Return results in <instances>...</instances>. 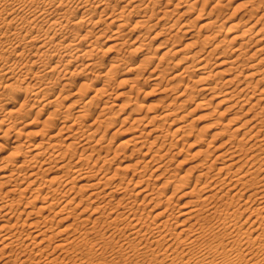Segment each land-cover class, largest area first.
Returning <instances> with one entry per match:
<instances>
[{
	"label": "bare ground",
	"instance_id": "bare-ground-1",
	"mask_svg": "<svg viewBox=\"0 0 264 264\" xmlns=\"http://www.w3.org/2000/svg\"><path fill=\"white\" fill-rule=\"evenodd\" d=\"M77 1L79 3L72 8L71 5ZM160 1L170 3L172 0ZM177 1L176 3L174 2V8L170 9L169 7L166 11H163L160 20H163L164 16L168 17L170 13H173L176 7L178 8L184 0ZM152 2H154V6L157 4L156 0H126V4L132 7L128 14L131 15L133 11L138 13L135 28L137 27L136 24L152 27L151 19L157 14L155 7L149 11ZM96 4L102 5L98 18L92 19L91 12L85 13L87 11L85 10L81 16L76 17V20L74 19L73 15L77 9L85 6L92 7ZM110 6L111 3L108 0H0V81L5 80V85L9 88H14V86L22 88L20 84L24 83L26 78H30L33 83L24 85V88L27 91L31 90V95L34 96L32 97L33 100H31L26 95L19 107L8 108L5 113L0 114V140L11 138L13 135L12 130L18 129L16 125L22 121L24 115L22 111L27 106V103L29 102V105L33 106L38 101L41 93L44 94V99L46 100L43 107L45 105L54 106L58 99L49 100L45 96L52 90L53 84L60 79L61 73L69 63L87 59L86 62L81 63L84 66L83 68H88L92 71L98 66L100 61L95 57L93 40H89L88 46L82 50L79 47L83 41L90 38L94 30L86 29L84 34H79L74 26L80 28L88 20H90L89 23H98L102 20L101 13L105 12ZM190 7L192 6L190 5ZM123 8L124 6L121 9ZM200 10L203 11L205 9L203 8L202 10L200 8ZM121 12V15H119L117 9L113 7L106 13L108 19L105 21L108 28L112 24H116L114 40L118 49H122L126 45L129 40L127 38L128 32L132 31L125 29L129 21L126 17L127 13L125 14L124 10ZM222 12V2L221 0H216L213 7L207 12L208 16L203 18L207 19V21L200 25L201 28L206 29L203 41L214 40L218 36L214 34L218 32L216 27H223L228 21V18L221 17ZM249 13L251 14L250 17H252V10H249ZM124 14L127 20L124 19ZM201 14L203 13L200 12V16L196 17V20L202 19L203 15L201 16ZM259 20L252 25L248 22L250 20L246 19L244 21L245 27L241 33L234 36V40L241 39L242 41L232 48L231 53H227L229 50L226 47L224 53L227 55L222 53L223 55L218 56L219 61L216 65L222 69H219L216 75L221 74L224 79L222 84H228V87L233 82L240 80L244 69L252 71L248 72L247 77H261H256L255 81H249L241 87H230L221 96L219 93L222 92V89L218 91L219 88L223 87L220 86L221 82L213 80V77H215L213 71H206L209 63L208 55L210 56L212 49L208 55L202 54L199 57V64L197 65L199 68L196 67V69L201 71L197 78V81L202 84L199 89L200 94H205L206 97L210 96L211 98L219 97V104H228L225 108L226 110L234 108L235 104L237 106L238 104L240 105L244 99H247L248 102L251 97H254L256 100L248 111L257 105L261 110L252 114L250 118H244L241 123L239 122L233 128L232 132L234 134L219 146L221 152L212 162L205 158L198 161L194 165V169H190L187 173L166 179L159 187L164 189L172 186L174 188L173 193L165 196L164 199L161 197V193H164L165 189L159 190V188L157 190V187H152L150 184L151 176L159 171L161 165L150 172L148 176L149 163L153 160H158L156 155L159 150L152 155L153 146L147 147L148 141L141 134H137L133 138L136 144L141 145L133 149V152L141 151L147 147L146 151L143 152V158L138 159L131 165L127 164L117 167L114 174H111L105 168V164L111 163L112 159L117 157L119 153L116 149L115 155L112 156V148L109 146V149L103 154L102 150L108 145L104 144L105 136L94 138L101 128V125L96 127V123L99 121L103 122V120H100L101 112L89 124L84 123V121L93 115L91 107L93 104L97 105V99L107 94L108 83L106 80H104L101 87L96 89L94 95L89 96V100L85 101L83 106H79V102L89 92L87 91V82H84L78 91L73 92L74 98L77 97V99L67 105L69 112L63 115L62 124L57 132L49 136V132L54 125V116L61 110L60 107L56 106H54V111L48 116L39 131L29 132L30 134H40L44 137L49 136V141L42 139L39 142L32 143L27 142V140L22 141L19 138L14 139V150L5 156V163L0 166L2 171L0 172V254H5L3 257L8 259L14 251L12 247L18 245L19 251L17 252L16 250V258L21 260L22 264H119L117 260L118 254L127 255L128 257L135 254L147 255L151 264H264V116L261 114L264 111V105H260L261 101L264 100V95L258 97L255 94L257 92V84L264 81V65L260 64L264 57L259 60L249 61V57H254L258 52L264 51V44L256 47L251 54L248 52V47L254 37L251 31L259 23ZM176 22H179L178 19L173 20V23H166L168 25L163 24L162 29L171 32L173 31V26L178 24ZM156 23H153V25ZM233 26L236 27V24L234 23ZM261 29L263 30V28H260L257 31L259 37L256 38V41L262 43L264 42V32H261ZM187 30L184 31L186 32ZM140 36L138 35L136 38ZM179 37L177 36L178 39ZM192 37L189 38L193 40ZM197 41L189 42L190 44L186 43V46L196 45ZM218 42L213 50L220 47ZM203 48L199 49L200 53L204 51ZM199 50L181 58L193 57L196 60ZM179 51L178 49L177 52ZM115 59V63L111 64V70L119 65L123 57L117 55ZM51 61L52 64L49 65ZM33 66L37 67L35 72H32ZM191 68L192 66L189 64L184 71ZM164 70L161 72H164ZM161 72L157 73L154 79L160 80L162 77ZM109 73L110 71L108 73L99 72L95 74L92 81L99 82L102 76L109 75ZM177 75L181 74L178 73ZM138 78H134L133 83L137 82ZM12 79H15L16 83L18 82L19 84L14 85L9 82ZM253 82H255V85ZM252 85H254V88H250ZM62 86H66V83H63ZM136 87L135 83L130 90L133 91ZM187 89L188 85L180 93L181 96L185 94ZM246 90H248L247 93ZM242 93H245L244 96H242ZM0 94L4 93L0 91ZM193 98L192 96L191 99ZM188 99L190 98L181 100L180 104L188 101ZM0 100H2L1 96ZM31 101L34 103H31ZM172 101L169 103L172 104ZM77 106L79 109L74 116H71L72 110ZM105 107L103 109H106ZM139 108H141V105L131 108L128 118H133L134 122L140 123L146 117L141 115L140 117L134 116L139 113ZM29 109L31 110L32 107H29ZM173 112H167L162 117L168 118ZM248 113L247 115L250 116V112ZM152 117L157 119L156 116ZM180 129L182 128L177 129L174 134H177ZM152 130L154 129L148 132ZM62 133H66L67 136L64 139L69 142L65 144L67 145L66 150L58 151L56 148L61 145L59 141L64 136H61L62 138L58 142H51L50 140L51 137ZM240 134H242L243 140L249 136L247 138L248 145L245 144V141L235 142L234 135ZM155 138L159 139L160 136L157 135ZM155 142L151 141L152 144ZM173 145L175 146V143L171 144L165 154L168 153L170 148H174ZM31 146H33L31 149L33 152L30 156L25 158L21 164H13L15 154L24 149L27 152ZM79 146L83 147L81 155H84L80 159H86L87 163L77 166L73 164L72 157L78 152ZM52 148L54 150L50 153L49 151ZM70 150H73V154L66 161L65 156ZM182 150L180 149V151ZM180 151L178 150V152ZM199 151L200 154L204 152V150ZM210 153V149L206 150L208 157L211 156ZM165 154H161L158 157L162 158ZM95 155H97V158L93 160ZM149 155H151L150 159L145 158ZM220 158L223 161H227V163L216 168L217 171L212 174L213 164ZM39 159L41 160L39 161ZM101 159L104 163L98 168H94ZM79 161L76 162L78 163ZM39 162H41V165L38 164ZM143 162L144 164H142ZM120 169L123 170V173H120ZM196 169H198V172L194 171ZM225 169H227V172L223 174ZM193 171L196 173H193ZM46 172L48 174L43 178ZM256 172H260L259 176H257ZM164 174L165 172H161L158 177ZM230 176L231 183L226 192L234 191V194L230 199H225L223 196L227 193H219L224 190L225 180ZM77 181H85L78 186V192H87V199H91L85 209L87 210L92 203L98 202L92 212L96 215L94 218L96 223L102 217L108 218L106 230L93 226L83 232H73L71 228L76 224L75 222H69V224L56 229L54 218L50 214L54 213V217H57L58 214L73 203L76 196L71 199H63L61 197L66 195L70 197L69 194L76 188L74 183ZM132 183H134L133 187L130 188ZM33 185L36 186L33 188L35 196L33 199L29 198L27 200L26 208L32 204L34 209L27 210L25 208V210H20L17 206L23 203L22 198L25 192ZM253 186L256 189L251 192L250 190ZM45 188L47 189L46 191H44ZM182 188H185L186 191L181 197H187L188 200L181 206V210L176 213L173 209L175 204H172V200L174 195ZM16 192L20 195L17 198H10L9 193ZM115 193L121 195L118 198L116 197V202L115 198H113ZM140 194L143 195L144 201L148 198L150 202H154L149 213L140 212L136 208L135 200H132L134 195ZM241 199L245 200L244 204L250 205L243 208L240 202ZM82 201L83 199L81 198L77 205H80ZM71 210L74 209L71 207ZM239 210L242 211L239 212ZM47 211L49 213L44 214ZM248 211L249 214L244 216V222L241 224L244 213ZM24 213L27 218L20 222V218ZM35 213H38L37 216L39 217L31 218L30 215ZM71 216L72 214L62 217L60 221L67 220ZM260 218H262V221L259 225H256ZM14 219L15 221L13 222ZM174 224H177L180 230H173ZM26 225L30 227V232L23 234L21 227ZM107 231H110L108 235L121 234L119 236L121 243L117 250L114 247L108 251L111 241H107L110 237L107 236ZM94 233H100L102 237H106L104 245L101 244L100 240H89V235ZM62 235L68 236L62 237ZM29 239L36 246H40L38 252H40L39 255L41 257L28 256L27 249L30 243L26 244V240ZM77 241H84V247H78L75 244ZM49 243H55L52 251H47L51 247ZM85 248H88L85 254L89 257L86 261L83 258H78L80 261H75L70 257L68 260H65V258L60 260L61 255L68 257L71 252L74 254L79 252L80 254V250L83 253L82 249L85 250ZM57 250H61L59 255L56 252ZM45 251L47 252L45 253ZM43 252L45 253L44 255ZM107 252L108 256L105 255ZM102 254L103 256H100ZM8 261H1L0 264H7ZM136 263L133 262V264Z\"/></svg>",
	"mask_w": 264,
	"mask_h": 264
},
{
	"label": "rangeland",
	"instance_id": "rangeland-1",
	"mask_svg": "<svg viewBox=\"0 0 264 264\" xmlns=\"http://www.w3.org/2000/svg\"><path fill=\"white\" fill-rule=\"evenodd\" d=\"M111 3V6L107 8V10L102 14V20L98 23H89L90 20H88L86 23L83 24L80 28L74 26L76 29V32L78 30L79 34H84L86 29H93L94 32L92 35H90V38L88 40L83 41L79 47L82 50L84 47L88 46L89 40H93V45L95 47V57L100 61L98 63V66L94 70H89L88 68H83L84 66L81 64L82 62H86L87 59H82L78 61H73L69 63V65L66 66L65 70L61 73L60 79L53 84L52 90L49 91V94L45 96V98H49V100L58 99L54 106L60 107L61 110L58 112L57 115L54 116V125L51 131L49 132V136L57 132L59 130L61 122L63 121L62 117L64 114H67L69 112V109L67 108V105L69 103H73L74 94L73 92L78 91L82 84L84 82H87V96L83 97L80 102L79 106H83L85 104V101L89 100V96H92L95 94L96 89L98 87L102 86V83L104 80L108 83V92L106 95L100 97L97 99V105L91 107L93 109V115H91L89 118H87L84 123L89 124L92 122L97 116L98 113L101 114L100 120H103V122L99 121L96 123V127L101 125V128L99 129V132L94 136V138H99L100 136L104 137V144H108L105 146L104 150H102V153L105 154V152L109 149V146L111 149V155H115V150H118L119 155L112 159V162L106 163L105 168L108 169V171L111 174H114L116 171V168L125 166V165H131L133 162L135 163L138 159L143 158V152L146 151V148L150 145L153 146V150L151 152L152 155L157 153V150H159V154L157 153L156 157L158 160H153L149 163L148 167V176L150 175V172H152L155 168L161 165L159 171L153 173V176H151L150 184L152 187H157V190L160 188L159 186L163 184V182L170 178L178 177L182 174L187 173L190 169H194V165L198 163V161L204 160L205 158H208L211 160V162L216 158L218 154H220V148L219 146L227 139H229L234 133L233 128L239 122L241 123L244 118H250L252 114L255 112L261 110V108L257 105L254 106L253 109L248 111V109L253 105V102H255L256 99L254 97H251V99L247 102V99L242 100L243 102L238 106L235 104V107L232 109L226 110V106L228 104H219L220 98H211L210 96L206 97V95H202L199 92V89L201 88V83L197 81L198 74H201L200 70L196 69L199 68L197 65L199 64L198 60L199 57L202 54L208 55L212 49V52L210 53L209 57V63L208 68L206 71H213L215 73V77H213L214 81L221 82L220 86H223L222 88H219L218 91L222 89V92L219 94L223 95L227 89L235 88V87H241L242 85H245L249 81H255L256 77L261 76H255V77H247L246 75L248 72H252L249 69H244L243 74L240 78V80H237L233 82L231 85L228 84L225 86L222 84L223 82V76L221 74L216 73L219 71L220 66L216 65L219 61L218 56L219 55H227L224 53V49L228 47L227 50H229L227 53L232 51V48L236 46V44H240L242 41L241 39L234 40V36L241 33L243 28L245 27L244 21L246 19L250 20L248 21L250 25L254 24L258 19L259 23L255 25V27L252 29V35L254 36L252 38V41L250 43V46L248 47V52L251 54L254 52L256 47L259 45H263L264 42H257L256 38L259 37V33L257 31L260 28L261 32H264V0H221L222 2V9L223 12L221 13V17L228 18L227 22L223 27L217 26V34L218 36L214 40L210 41H203L204 35L206 34V29L201 28V24L206 22L207 19L205 16H208V13L210 9L215 4L216 0H184L181 2V6L178 8L176 7L175 11L173 13H170V15L164 16L163 20H160V16H162L163 11H166L167 8L170 7V9L174 8V4L178 2L177 0H172L170 3H167V1H160L156 0L157 4L154 6V2L151 3V6L149 8V11L152 10L153 7H155V12L157 13L155 17L151 19L152 27L149 28L148 26H140L135 23L138 20L136 17L138 13L136 11H133L130 14L128 12L131 10V6H128L126 4V0H108ZM194 1V3H192ZM261 1V2H260ZM175 2V3H174ZM79 1L74 2L71 6L74 8ZM261 3V4H260ZM190 5L192 7H190ZM195 5V6H193ZM102 5H94V6H88L79 8L76 10L74 16V19L78 16H81L85 10L87 12H91L92 19L98 18L100 16L99 11L101 10ZM124 6L123 9H121ZM104 7V6H103ZM115 7L117 9V13L121 15V11H125V14L127 13L126 17L128 19V23L125 27L126 30H132L128 32L129 40L127 41L126 45L122 49H118L115 45V30H116V24H112L109 28L107 27V23L105 22L107 18V12ZM190 7V8H189ZM255 7V8H254ZM200 8L203 10L201 11ZM252 8V9H251ZM255 11H254V9ZM189 10V11H188ZM249 10H252V17H250ZM201 14L202 19L196 20L198 18L199 13ZM124 14V19H126ZM247 14V15H246ZM197 17V18H196ZM243 18V19H241ZM179 22H176L178 24H175L173 26V31H169L166 29H162V25L166 23H173V20H177ZM76 20V19H75ZM209 20V19H208ZM157 22L155 25L153 23ZM185 22V23H184ZM234 23L236 24V27L233 26ZM168 25V24H166ZM183 26V27H182ZM238 26V27H237ZM180 31L178 32V30ZM188 29V30H187ZM165 30V31H164ZM184 30H187L186 32ZM178 32L177 34H175ZM192 34V35H191ZM138 35H141L140 37L136 38ZM172 35V36H171ZM179 37V39L177 38ZM193 36V40L189 37ZM213 36V35H212ZM171 37V38H170ZM169 38V39H168ZM169 42H168V41ZM198 40L196 45H187L189 42H193ZM223 40V41H222ZM220 41V42H218ZM172 42V44H171ZM219 43L220 47H217L215 49L216 43ZM248 43V44H249ZM190 44V43H189ZM194 44V43H193ZM222 44V45H221ZM171 45V47H170ZM204 47V51L200 53V48ZM183 48V49H182ZM171 49V50H170ZM180 50L177 52V50ZM176 50V52H175ZM199 50L197 53L198 58L194 60L193 57L189 58H181L184 55H190L192 52H195ZM214 53V54H213ZM220 53V54H219ZM223 53V54H222ZM231 53V52H230ZM200 54V55H198ZM248 54V55H249ZM121 56L123 57V60L119 62V65L111 70L112 66L111 64L115 63L116 59L115 56ZM247 55V56H248ZM250 56V55H249ZM264 57V51L258 52L257 55L254 57H249V61L259 60L260 58ZM253 58V59H251ZM194 61V62H193ZM65 62V61H64ZM63 62V64H65ZM52 64V61L49 63V65ZM191 65L192 68L190 70H185L187 65ZM261 65H264V58L263 61L260 63ZM77 68V69H76ZM83 68V69H82ZM37 69L36 66H33L32 72H35ZM163 69L164 72H161ZM222 69V68H221ZM220 69V70H221ZM183 70V72H181ZM109 73V75L102 76L100 78L99 82H93V77L95 74L101 72V73ZM162 73V77L160 80L154 79L157 75V73ZM165 73V74H164ZM180 73L181 75H177ZM139 74V75H138ZM138 78V81L136 83V89L130 90L133 83L134 78ZM165 78V79H164ZM162 80V81H161ZM1 82V81H0ZM12 84L16 85L15 79H12ZM14 82V83H13ZM178 82V83H177ZM5 80H3L0 84V91H2L4 94H0L2 97V100H0V114H3L6 112L8 108H17L20 106L21 102L25 99L26 95H28V98L31 100L32 96L31 90L27 91L24 88V85H27L29 83H33V81L30 78H26L24 83H21L20 85L22 88H17V86H14V88L6 87ZM63 83H66V86H62ZM177 83V85H176ZM19 84V83H18ZM230 84V83H229ZM255 85V82H253ZM188 85V89L185 91V94H181ZM252 85L250 88H254ZM173 86V87H172ZM219 86V87H220ZM264 81L259 82L256 87V95L259 97L260 95H264ZM231 90V89H230ZM248 90H246V93ZM11 93V95H10ZM244 96L245 93H242ZM221 95V96H222ZM225 95V94H224ZM193 96L194 98L191 99ZM190 98L188 101H184L182 104H180L181 100ZM211 98V99H209ZM243 98V97H242ZM241 99V98H240ZM171 100L172 104L169 103ZM7 101V102H5ZM44 94L41 93L39 95L38 101L33 105H29V102L27 103V106L23 109L22 112H24L23 118L21 122L17 123L18 129L12 130L13 135L10 139H3L1 141V150H0V166L4 164V159L6 158L9 153H11L13 149V146L15 145L14 139L19 138L20 140L24 141L27 140V142H39L40 140H46L49 141V136H43L40 134H30L29 132H36L39 131V129L42 128L44 125V122L47 120L48 116L54 111V106L52 105H45L43 107V104L45 103ZM33 101H31L32 103ZM34 103V102H33ZM230 103V102H229ZM59 104H61L59 106ZM169 104V105H168ZM243 104V105H242ZM106 105V107H105ZM136 105H141L139 113L135 114L134 116L140 117H146L143 122H134L133 118H128L129 113L131 112V108L136 107ZM260 105H264V100L261 101ZM181 106V107H180ZM237 106V107H236ZM29 107H32L30 110ZM106 109H103V108ZM231 108V107H230ZM79 109V107H75L74 110H72L71 116H74L76 114V111ZM174 111L171 115L168 116V118H163L162 116L167 113ZM250 112V116L247 115ZM141 113V114H140ZM262 116H264V111L261 113ZM147 115V116H146ZM152 116H156L157 119H153ZM152 117V119H151ZM125 118V119H124ZM235 118V119H233ZM235 121H232V120ZM232 121V122H231ZM231 122V123H229ZM251 122V121H250ZM249 122V123H250ZM248 123V124H249ZM179 132L177 134H174V132L179 129ZM152 130L151 132H148L149 130ZM137 134H141L143 138H146L148 141L147 147L142 149L141 151H135L133 152V149L140 147L141 145L136 144L133 140L134 136ZM1 135V133H0ZM159 135L160 138L156 139L155 136ZM165 135H167L165 137ZM61 136H64L63 138ZM66 133L57 134L55 137H51V142H59L61 143L60 146H58L56 149L58 151H64L67 149V144L69 141L65 140ZM202 138H200V137ZM242 134L240 135H234V140L236 143H240L241 141H245V144H249L247 137L246 139H242ZM181 138V139H180ZM200 138V140H199ZM202 139V140H201ZM151 141H156L154 144L151 143ZM198 141V143H197ZM247 141V143H246ZM173 142V143H172ZM173 145V149L170 148L167 154V150ZM29 144V143H28ZM103 144V145H104ZM47 146V144H45ZM33 146L28 149L27 152H25V149L23 151H18L15 154V157L13 158V164H21L25 158L29 157L30 154L33 152L31 149ZM183 149L180 151V149ZM210 149L211 156H207L206 150ZM53 148L50 149V153L53 152ZM74 150V149H73ZM73 150H70L65 156V160L68 161L69 158L73 154ZM83 147H78V152L72 157V161L74 165H82L87 163L86 159H80L81 153L83 152ZM178 150L180 152H178ZM199 150H204L203 153H199ZM86 151V150H85ZM199 151V152H198ZM176 152V153H175ZM49 153V154H50ZM134 153V154H131ZM161 154H165L164 157L159 158L158 156ZM97 158V155H95L94 159ZM145 158L150 159L151 155L146 156ZM41 159H39L40 161ZM80 160L78 163L76 161ZM103 160H99L97 162V165L94 168H98L103 164ZM227 161H223L221 158L218 159L213 164V169L211 170L212 174L217 171L216 168L221 167V165L226 164ZM41 165V162L38 163ZM144 164V162L142 163ZM211 164V163H209ZM249 166V165H248ZM248 169V168H246ZM120 173H123V170L120 169ZM198 172V169L194 170ZM193 173H196L194 172ZM0 172H2L0 170ZM161 172H165L164 175L161 177H158V175ZM227 172V169L224 170L223 174ZM257 176H259L260 172H256ZM48 172L45 173L43 178L46 177ZM132 174V173H130ZM233 175V174H232ZM231 176L227 178L224 183V190L220 192L219 194H226L229 184L231 183ZM205 180V179H204ZM81 182V183H80ZM85 181H77L74 183L76 185V188L73 189V192L69 194L70 197H61L63 199H71L73 196H76L73 203L70 204V206L62 211L60 214L57 215V217H54V213H51L50 215L54 218L55 227L61 228L62 226H65V224H69V222H75L76 224L71 228V231L73 232H83L87 229L97 226L98 229L106 230V221H108V218L102 217L99 222L96 223L95 217L93 212L94 206L98 204L92 203L89 208L86 210L85 207L89 205L91 199H87V192H78L79 191V185L84 183ZM204 182V181H203ZM132 183L130 185V188L133 187ZM36 186L33 185L29 188L27 192H25L23 196V203L19 206H17L20 210L26 208V202L27 200L33 199L35 196V191H33V188ZM174 187H168L164 188V193H161V197L164 199L165 196H168L173 193ZM162 187L159 190H164ZM256 189V187H252L250 190L251 192ZM47 189L45 188L44 191ZM186 191L185 188L180 189L175 195L172 200V204L174 205V211L176 213L181 210V206L184 205L186 200H188L187 197H181V195ZM234 194V191H229L225 196H223L225 199H230ZM10 198L14 197L17 198L20 194L18 192L16 193H9ZM120 194H114L115 202L116 197H120ZM245 197V196H244ZM243 197V198H244ZM83 199L82 203L80 205H77V203L80 201V199ZM132 200H135L136 202V208L140 210V212L144 211L146 213H149L151 210L154 202H150V200L147 198L144 201L143 195H134L132 197ZM149 200V201H148ZM150 202V203H149ZM241 204L243 205V208L250 204H244L245 200L241 199ZM172 205V206H173ZM71 207L74 210H71ZM27 210L34 209V206H31L26 208ZM58 210V209H56ZM243 210V209H242ZM242 210H239L241 212ZM49 211L45 212L44 214H48ZM72 214L71 217L67 218V220L60 221V218L65 217L67 215ZM249 214L248 212H245L242 219L241 224L244 222V216H247ZM38 215V213L31 214L30 217L34 218ZM152 216V214H150ZM39 217V216H37ZM27 218V215L24 213L21 218L20 222H23ZM30 219V218H29ZM15 219L13 220V222ZM262 221V218L259 219V221L256 223V225H259V223ZM180 224V223H179ZM180 226V225H179ZM30 227L28 225L21 227V231L23 234H26L27 232H30ZM173 230L178 231L180 230L177 224L173 225ZM110 231H107V236L109 237L107 241H111L109 243V250L111 248L116 247L115 250L119 248L120 245V239L119 235H108ZM68 235H62V237H66ZM100 233H94L89 235L90 241L100 240L101 244L104 245L106 237H102ZM58 239V238H57ZM30 243L29 248L27 249L28 256L37 257L40 256L38 252L40 246H36L34 243H32V240H26V244ZM48 244V243H47ZM75 244L78 245V247L83 248L85 242L84 241H77ZM51 247L47 251H52L54 249L55 243H49ZM43 247V245H41ZM14 250L12 252V255L10 258H5V254H0V263L1 261H8L7 264H22V261L16 258V250H18V245H14L12 247ZM79 252L74 254L71 252L68 257H64L65 255H61L60 260L64 259L68 260L70 257L73 258L75 261L78 260V258H83L85 261L88 260V256L85 254L87 253L88 248L82 249ZM45 251V253L47 252ZM59 255L61 253V250L56 251ZM43 252V255L45 254ZM82 253V254H81ZM108 256V252L105 254ZM73 256V257H72ZM100 256H103L100 255ZM41 257V256H40ZM39 257V258H40ZM117 260L119 261V264H126L131 262H137L136 264H151L150 259L147 255L142 254H135L131 257H128L127 255H119L117 257ZM80 261V260H78Z\"/></svg>",
	"mask_w": 264,
	"mask_h": 264
}]
</instances>
